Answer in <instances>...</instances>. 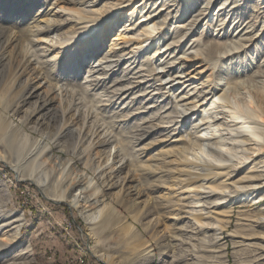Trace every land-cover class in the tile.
<instances>
[{"label":"rangeland","instance_id":"374dc122","mask_svg":"<svg viewBox=\"0 0 264 264\" xmlns=\"http://www.w3.org/2000/svg\"><path fill=\"white\" fill-rule=\"evenodd\" d=\"M86 1L0 0V155L10 162L23 160L26 176L36 170L42 171L41 177L48 184L57 179L55 190L50 189L60 197H67L68 184L77 182L72 193L79 199L77 205L70 206L66 201L48 198L34 183L19 181L14 169L0 160V225L13 218L23 220L16 223L20 225L15 243H10L13 230H1L0 244L10 247L0 252V264H263L260 249L244 246L241 241L253 233L244 223L264 214V188L251 196L239 195L228 219L187 215L173 208L179 187L187 188L185 195H189V200L206 203L208 199L200 197L205 194L197 191L208 187L217 190L221 186L212 180L217 177L189 179L179 171L191 165L206 170L202 163L210 160L207 145L194 149L195 155L187 153L195 163L182 162L183 156L180 158L181 149L191 148L187 132L203 114L193 113L184 122L176 116V108L169 116L160 112L161 105L175 104L173 99L181 92V86L171 89L173 98L167 97L162 103L147 100L146 95L133 99L129 105L130 97L143 89H131L121 95L126 96L121 100L116 99L112 86L123 77L128 61H123L115 73L93 72L92 65L111 47L123 46L124 40L141 32L137 23L151 13L153 2L132 0L128 7L118 9L117 3L122 0H98L96 7H101L102 17L107 18L93 22L82 33L75 20L85 16L81 4ZM144 1L141 7L135 6ZM188 2L192 11L187 19L201 1ZM253 2L256 0L247 3ZM248 10L243 13L245 17L251 13ZM167 22L165 32L176 29L173 26L179 23L173 17ZM231 23L227 28L231 29ZM204 24L205 20L185 40V47L193 37L201 36ZM45 25L48 31L38 30ZM132 26L134 29H128ZM155 31L157 28L154 34ZM49 38L48 42L58 47L56 50L40 41ZM172 40L171 36L166 42L157 41L145 49L140 62L134 63L136 68L150 60L156 48ZM252 53V59L246 61L247 57L242 56L239 62L231 63H220L212 54L207 58L187 57L183 72L198 86L214 78L215 82L235 81L238 88L226 95L230 105L227 109L254 118L256 122L249 125H257L256 133L264 138V81H252L253 70L260 64L256 53ZM175 54L181 55L182 51ZM159 61L160 58L158 64ZM176 73L177 70L173 74ZM166 77L169 74L163 75ZM222 92L206 97L219 98ZM151 104L155 106L139 112L142 106ZM161 125L173 128L167 132L158 127ZM177 125L180 128L176 130ZM148 126L156 129L147 134ZM142 135L146 137L141 138ZM21 140L25 145L16 150ZM39 144L47 147L42 148L38 162L29 163L24 154ZM253 151L243 149L240 156H250ZM254 158L264 163V147L263 154ZM245 171L237 173L233 180ZM217 197L215 194L209 202ZM93 198L100 201L95 203ZM83 211L89 215V224ZM208 226H212L210 230ZM220 235L222 240L216 241Z\"/></svg>","mask_w":264,"mask_h":264},{"label":"bare ground","instance_id":"6f19581e","mask_svg":"<svg viewBox=\"0 0 264 264\" xmlns=\"http://www.w3.org/2000/svg\"><path fill=\"white\" fill-rule=\"evenodd\" d=\"M131 1L132 0H122L117 3V8L121 9L128 7ZM145 1H152L154 6L151 13L147 14L144 18H141L138 21L137 25L138 28L141 27V32H138L139 34L130 36L128 37L129 39L124 40L123 46H119L117 44L115 47H111L112 49L110 48L104 57L99 59L96 64L94 63V65H92L93 72L98 73L102 71V73L105 72L106 74L115 73L119 70L117 67L121 66L123 61H128L123 68V71H125L123 72L124 75L122 74L123 77L116 80L117 83H113L112 86L114 88V95L116 99L120 98L121 100L126 97H121L123 93L136 87H141L143 89L141 93L130 97L131 102L129 105L132 104L133 99L146 95H148L146 98L147 100L160 101L162 103L167 97H170V99L171 97L173 98V94L169 92L171 89L181 86V92L175 96V99H173L175 104L171 106H168V104L161 105L160 112L162 116H169L173 109L176 108L178 110L176 116L184 122L186 118L193 113L203 114L200 120L198 122H194L190 131L187 132V143L191 146V148L190 150L188 147V150L181 149L180 158L183 156L182 162L191 161L195 163L196 160L188 158L187 153L195 155L194 149H203V146L207 145L209 146L210 152L208 154V158L210 160L207 161L208 163H202L204 166H207L206 170L204 169L205 167L200 166L203 171L200 167L192 166V163L190 164L191 167L188 164H185L188 165L189 168L184 167L181 170H177L183 171L184 175L187 174L189 176V179L199 178L200 180H205L217 177L212 178V180L221 184V186L217 190L208 187L207 190L202 189L197 191L200 192V194H205L200 197L207 198L208 200H206V203L201 202L200 200L198 203L189 200V195H185L188 192L187 188L179 187L178 189L180 190L176 191L178 198L177 201H173V208L175 210L178 209L179 213H186L187 215L197 213V215H202L204 218L222 216L224 217L223 219H228L232 216L233 208L235 203H237V199H239V195L249 193L251 196L259 193V191L264 188V163L263 160L257 161L256 158H254V156L258 157L263 154L264 138L256 133V128H258L257 125H249L250 123L256 122L253 120L254 118L252 119L247 115H241L238 111L233 109H227L230 105L229 99H226V95L238 88L237 85H235V81L218 80L215 82L216 78H214L207 83H201L200 86H198V84L193 85L195 81L187 78L188 74L183 72V67L187 57H192L194 59L198 57L207 58L210 54H212L216 61L220 63L227 60H230L231 63L239 62V59H241L242 56L247 57L246 61L249 58L252 59L251 54H253L252 51H254L256 53V57L260 60V64L255 70H253L255 78L252 79V81H254L255 84L263 82L264 0H256V3L253 2L252 5L250 4V8V5L247 3L250 0H200V7L194 10L193 14H191L188 19L185 17L192 11L190 10L192 4L188 2V0H161L162 2L156 0ZM145 1L142 2V4L135 6L141 7ZM97 2L98 0H87L81 4V9L85 16L78 17L75 20L77 24L76 27L80 29V32L88 30L87 28L93 25V22H101V20L107 18L106 15L102 17V9L101 7H96L98 5ZM216 3H218L216 10L211 14V9ZM247 10L249 12L251 10V13L249 16L245 17L243 13H246ZM115 16H117V13L113 14L114 18ZM211 16L214 17L211 18ZM172 17L177 19L179 23L173 26L176 29L171 30V32H165L167 31V21H169ZM155 19L158 20L156 21L160 23L159 25L154 22ZM204 20L205 24L201 36L195 38L193 37L185 47V40L196 33L197 28L202 25ZM230 23L231 29L227 28ZM128 26H131V24H128ZM155 28H157V31H155L154 34L153 31ZM128 29H134V27L132 26ZM38 30L48 31V28L45 25L40 26ZM178 30H180L179 34L176 36L174 35L173 37V34L178 32ZM77 33H79V31ZM171 36L174 40L169 41L164 47L156 48V50L152 52V56H150L151 59L148 58L150 59L148 61L146 59V62L144 61L143 63H140L139 68H136L134 63L139 61L140 56L145 49L155 46L157 41L166 42ZM35 40L38 41V39ZM48 40H50V38L40 39L41 42H44L52 47L53 49L51 50H56L58 47L56 45L53 46V44L49 43ZM148 41L149 43H146ZM125 48H128L129 51L125 50ZM253 48L254 50H252ZM173 49L174 54H171ZM181 51V55L175 54V52ZM27 53L29 52L27 51L26 54ZM159 58L160 63L158 64L157 60ZM220 67L221 66H219V68ZM176 70L177 73L173 74ZM219 70L221 71V68ZM165 74H169V77L163 78V75ZM220 90L223 92L220 94L219 98H216V95L213 97H206L207 94ZM203 98L204 100H202ZM218 99L221 100L217 101ZM209 101H211L210 104ZM153 106H155V104L142 106L143 110L139 112H144L150 107L153 108ZM201 107L203 108L200 109ZM16 111L17 109H15V112ZM176 121L179 122V120ZM12 127L13 126H11V128ZM158 127H163L164 130H167V132L173 128L171 127L170 129H165L170 127L169 125H161ZM179 128L180 126L177 125L175 129L177 130ZM14 129L15 128L13 127V130ZM155 129L156 128L152 126H148L145 132L149 134ZM262 129L263 127L259 128L260 132ZM176 130L173 129V134ZM144 137L146 136L142 135L141 138ZM23 143L24 141L21 140L19 145L15 146V149L18 150V146L25 145ZM45 147H47L45 144H39L33 147L29 150V152L24 154V159H27L29 163H33L35 160L38 162L37 158L40 157L42 148ZM243 149L244 151L247 149H253L255 151L250 152L252 155L242 158L240 156V152L242 153ZM214 154H218L219 157H215ZM0 158L1 161H5L6 165L14 169L16 175L18 176L17 178L21 179H18L19 181H29L30 183H34L42 190L46 197L55 201H66V203L70 206H75L79 203L78 197L72 193V190L77 185V182H70L68 184L69 190L67 192V197L63 198L59 196V193H54V191L51 192L50 189L53 188L55 190L56 187L54 185L57 183V179L54 180L52 185L50 183L48 184L46 183L47 181L41 177L42 171L38 172L36 170L26 176L23 160H12V162H10L8 160L9 158L5 160L2 155H0ZM238 158H241L242 160H240L238 164L234 163V161ZM245 169V173L239 179L233 180L237 173ZM68 181H70V179L65 180L64 183L67 184ZM58 191H61V189ZM215 194L219 195L217 200L209 202V199H211V197ZM193 195L196 194L194 193ZM92 200H94L95 203L100 201L94 198ZM258 200L260 199L258 198ZM87 201H89V199ZM187 207L191 208L185 209ZM261 209H264V206H262ZM83 214H85L87 223L89 224L91 222L89 215L84 213V211ZM240 219L244 220V218ZM22 221V218H13L0 225V232L3 228L7 227L10 228L9 230H13L14 236L11 235L10 243L18 241L17 229H19L20 224L16 225V223ZM244 224V226L248 225L249 229H253V233L248 235V238H242V245H247L248 247L251 245L254 247L256 246V248L260 249L259 254L261 257L259 259H264V214L259 217H252L248 220V223ZM211 227L212 226H208V230H210ZM218 240H222L221 235L217 236L216 241ZM9 247V244H0V252L4 249H8ZM253 258L256 259L255 255Z\"/></svg>","mask_w":264,"mask_h":264}]
</instances>
